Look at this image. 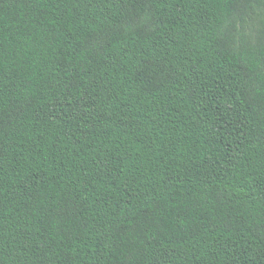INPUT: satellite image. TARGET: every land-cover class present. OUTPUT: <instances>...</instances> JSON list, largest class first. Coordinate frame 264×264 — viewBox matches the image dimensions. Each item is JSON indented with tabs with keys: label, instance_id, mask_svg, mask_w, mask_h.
<instances>
[{
	"label": "trees",
	"instance_id": "1",
	"mask_svg": "<svg viewBox=\"0 0 264 264\" xmlns=\"http://www.w3.org/2000/svg\"><path fill=\"white\" fill-rule=\"evenodd\" d=\"M0 264H264V0H0Z\"/></svg>",
	"mask_w": 264,
	"mask_h": 264
}]
</instances>
